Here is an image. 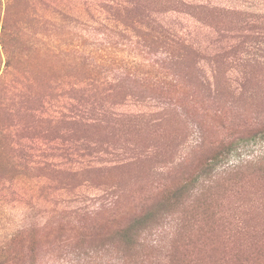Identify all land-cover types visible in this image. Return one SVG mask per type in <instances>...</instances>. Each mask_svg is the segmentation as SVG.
<instances>
[{
  "label": "rangeland",
  "instance_id": "obj_1",
  "mask_svg": "<svg viewBox=\"0 0 264 264\" xmlns=\"http://www.w3.org/2000/svg\"><path fill=\"white\" fill-rule=\"evenodd\" d=\"M260 129L264 0H0V262L264 264Z\"/></svg>",
  "mask_w": 264,
  "mask_h": 264
},
{
  "label": "trees",
  "instance_id": "obj_2",
  "mask_svg": "<svg viewBox=\"0 0 264 264\" xmlns=\"http://www.w3.org/2000/svg\"><path fill=\"white\" fill-rule=\"evenodd\" d=\"M256 134H261V136L264 137V131L261 129L257 131ZM234 149V142L229 139L223 140L218 142L216 145L214 154L207 160L206 164L202 166L200 169V173L196 174L194 177H192L190 180L186 181L185 184H182L181 186L177 187L176 189L169 190L166 189L165 195L162 197V199L158 203H152V205H146L142 208V210L135 215L131 220L133 224H142L144 222L150 221L154 216L157 208L166 207L168 205H177L179 204L178 200L182 199V195L187 192V189L190 186H193L195 184H198V180L200 176H206L209 177H216L218 176V172L220 174L226 175H232L234 176V173H239L238 171L243 168L244 165H237V166H229L226 161H228V158L231 156L232 151ZM212 187L210 185L205 186L201 188L200 194H207ZM205 192V193H204ZM174 202V203H173ZM114 204V201H111V205ZM158 205V206H157ZM0 264H3V262H0Z\"/></svg>",
  "mask_w": 264,
  "mask_h": 264
}]
</instances>
